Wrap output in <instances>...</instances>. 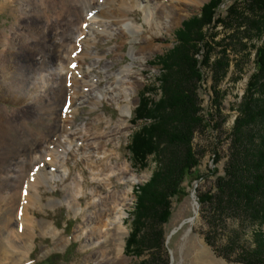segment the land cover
Wrapping results in <instances>:
<instances>
[{
  "label": "rangeland",
  "instance_id": "obj_1",
  "mask_svg": "<svg viewBox=\"0 0 264 264\" xmlns=\"http://www.w3.org/2000/svg\"><path fill=\"white\" fill-rule=\"evenodd\" d=\"M210 1L204 0L192 7L173 26L162 27L151 49L142 50L141 58H132L131 47L141 49L143 41L132 40L117 31L104 36L97 28L92 30L93 38L97 34L103 37L97 38L94 44H84L90 55L85 50L81 53L79 70L82 75L94 76L93 86L86 91L94 89L96 92L99 84L100 88H105L110 76L134 62L131 70L135 71L136 82L130 90L131 95L123 102L129 103L131 108L123 114L120 104L107 96H102L98 104L81 100L73 104L76 112L71 118L81 130L86 123L97 132L114 129L117 123L124 128L113 139L103 141L108 150L106 156L99 155L92 146L78 149L77 142L69 149H62L58 171L49 175V182L40 185L41 205L31 209L38 221L53 224L60 235L42 230L38 223L27 264H96L94 258L88 257L92 248L85 247V237L78 236L76 230L85 225L87 214L93 215V211L101 208L99 205L89 210L87 205L98 199L92 196L98 183L103 184V194L119 189L128 192L123 211L126 264H197L198 253L202 251L201 257L207 264H264V245L257 246L251 228L247 227V221H251L250 207L246 208L237 196L241 186H245L244 179H250L253 162L249 160L254 159L262 169L264 166V69H259L256 61L258 48L264 49V0H222L217 6L205 7ZM21 5V0H0V36H10L16 21L23 18ZM133 12L131 17L144 24L141 35L154 31L145 24L141 8ZM6 48L0 43V51ZM43 73L46 76L48 71ZM144 89L152 102L162 101L166 107L185 106L190 113L194 109L199 118L191 138L197 165L189 169L179 185L180 190L164 200V205L152 203V214H147L151 218H144L136 211L134 188L151 179L164 154L161 152L159 157L151 152L146 163L141 165L129 147L131 135L145 123L143 119L133 122L140 92ZM0 104L11 110L25 102L10 98L0 99ZM99 116L102 119L96 124ZM103 117H111L110 125ZM45 122L52 123L53 117ZM31 124L26 123L25 127ZM248 136L255 139L258 149L253 145H250L252 149L246 148L248 152L244 149ZM163 148L167 151L168 146ZM89 159L92 165L104 168L106 173L109 171L108 178L112 180L109 187L96 178L86 164ZM114 168H117L115 172H110ZM123 171L128 174L121 173ZM80 175L87 184L78 194L82 207L76 211L64 197L73 179ZM4 191L8 194L9 189ZM195 203L199 217L196 224L190 225L184 221L195 215ZM261 205L259 202L256 206ZM5 215L6 205L2 202L0 232ZM134 226L140 229L137 236L140 242L154 237L152 244L139 246L143 247L139 255L134 252L138 248L127 250V240ZM261 230L264 233V222ZM59 236L67 240L62 246L57 243ZM96 237L98 248L104 240ZM113 244L114 237L110 236L105 246H111V256Z\"/></svg>",
  "mask_w": 264,
  "mask_h": 264
},
{
  "label": "bare ground",
  "instance_id": "obj_2",
  "mask_svg": "<svg viewBox=\"0 0 264 264\" xmlns=\"http://www.w3.org/2000/svg\"><path fill=\"white\" fill-rule=\"evenodd\" d=\"M21 1L23 18L16 21L10 36H0V43L7 46L0 51V99L14 98L25 102V105L15 106L11 110L7 105L0 104V204L4 202L6 205L0 232V264H27L38 223L42 230H48L54 236L60 235L53 224L38 221L31 209L41 205L40 185L49 182V175L58 171L62 149H69L72 143L77 142L75 146L79 145L78 149L85 146L90 149L92 146L99 155L106 156L108 150L103 141L113 139L124 128L117 123L114 129L97 132L86 123L84 130H81L71 118L76 112L73 104L77 100L98 104L102 96H107L120 104L123 114L131 108L129 103L123 102L131 95L130 90L136 82L135 71L131 70L134 62L110 76V83L105 88H100L99 84L96 92L94 89L86 91V88L93 86L94 76L82 75V63H79L81 53L85 50L90 55L84 44H94L97 38L103 37L97 34L93 38L92 30L97 28L104 36L117 31V34L130 36L132 40L143 41L141 49L131 47L132 58H141L142 50L151 49L162 27L173 26L204 0ZM137 7L144 11L145 24L153 32L141 35L144 24L131 17ZM85 35L89 38H85ZM78 37L81 41L85 38L83 44ZM45 70L48 71L46 76L43 73ZM49 117H53V122L47 124L45 120ZM99 119L102 117L96 118V124ZM105 119L110 125L111 117H103ZM30 122L32 124L25 127ZM86 164L100 182L103 181L106 187L111 185L109 171L106 173L104 168L92 165L91 159L86 160ZM115 169L110 172L114 173ZM121 173L128 174L125 171ZM81 177L73 179L64 197L76 211L82 207L78 194L87 184L85 178L83 182ZM102 186L98 183L92 193L98 199L87 203L89 210L99 205L101 208L93 211V215L87 214L85 225L79 227L76 233L85 237V247L92 248L88 257L94 258L96 264H126L123 211L128 192L119 189L103 191V194ZM5 189H9L8 194H5ZM196 203L195 215L184 221L190 225L199 217ZM96 236L104 240L98 248ZM110 236L114 237L112 252L115 255L112 256L111 246H105L109 244ZM66 241L64 236H59L57 243L62 246ZM202 253H198L197 264H207L201 257Z\"/></svg>",
  "mask_w": 264,
  "mask_h": 264
},
{
  "label": "trees",
  "instance_id": "obj_3",
  "mask_svg": "<svg viewBox=\"0 0 264 264\" xmlns=\"http://www.w3.org/2000/svg\"><path fill=\"white\" fill-rule=\"evenodd\" d=\"M221 2L222 0H212L204 6L212 8ZM256 61L259 63V69H264L263 47L258 48ZM146 93V89L140 92V102L135 108L133 118L134 123L139 119H143L145 123L131 135L129 147L136 161L141 165L146 163L147 155L151 152H155L159 157L161 152L164 154L163 161H159L158 170L153 173L151 179L144 185L134 188L137 194L136 211L141 213L144 218H151L148 215L152 214V203L164 205V200L180 190L179 185L188 174L189 169L197 165L198 159L192 150L191 138L199 118L194 109L190 113L185 106L166 107L162 105V101L152 102ZM245 143L249 144H246L245 150L251 148L250 145L258 149L252 136H248ZM164 145L168 146L167 151L163 148ZM246 151L248 152V150ZM249 161L253 162V166L250 165L252 170L250 179H244L245 186H241L237 196L246 208L250 207L248 216L251 221H247V227L251 228L257 246H263L264 233L261 230V225L264 222V166L262 169L252 158ZM240 177L242 178L241 175ZM200 198L203 202L204 199ZM259 202L262 203L261 207L256 206ZM139 231L140 229L134 226L127 240V250L138 248L134 251L138 255L143 250V247L139 248L140 245L143 244L147 247L154 240V237H147L146 241L142 239L143 241L140 242L137 239Z\"/></svg>",
  "mask_w": 264,
  "mask_h": 264
},
{
  "label": "water",
  "instance_id": "obj_4",
  "mask_svg": "<svg viewBox=\"0 0 264 264\" xmlns=\"http://www.w3.org/2000/svg\"><path fill=\"white\" fill-rule=\"evenodd\" d=\"M190 218H192V217H190Z\"/></svg>",
  "mask_w": 264,
  "mask_h": 264
}]
</instances>
